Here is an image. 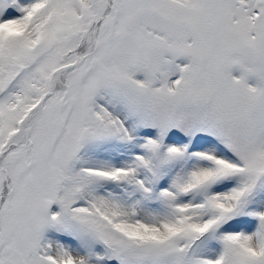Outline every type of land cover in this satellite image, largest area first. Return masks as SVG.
I'll return each instance as SVG.
<instances>
[{
	"label": "snow or ice",
	"instance_id": "snow-or-ice-1",
	"mask_svg": "<svg viewBox=\"0 0 264 264\" xmlns=\"http://www.w3.org/2000/svg\"><path fill=\"white\" fill-rule=\"evenodd\" d=\"M0 264H264V0H0Z\"/></svg>",
	"mask_w": 264,
	"mask_h": 264
}]
</instances>
